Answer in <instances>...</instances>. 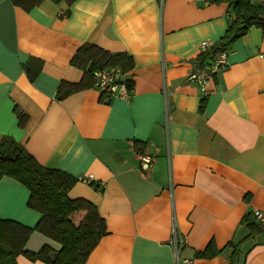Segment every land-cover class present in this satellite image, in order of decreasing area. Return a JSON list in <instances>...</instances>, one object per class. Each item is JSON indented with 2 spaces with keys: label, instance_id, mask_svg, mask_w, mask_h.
Returning <instances> with one entry per match:
<instances>
[{
  "label": "crops",
  "instance_id": "crops-1",
  "mask_svg": "<svg viewBox=\"0 0 264 264\" xmlns=\"http://www.w3.org/2000/svg\"><path fill=\"white\" fill-rule=\"evenodd\" d=\"M229 9L210 0H42L25 10L0 0V140L74 179L94 176L67 193L105 223L84 264H229L235 244L237 264H264V223L253 215L264 213V33L251 26L232 42L205 92L187 78L200 42L225 32ZM84 43L129 57V98L104 100L72 64ZM60 82L80 86L57 98ZM141 154L152 157L146 171ZM26 189L0 177V218L32 228L40 213ZM248 213L262 224L253 238ZM173 231L183 241L178 262ZM45 244L59 247L36 230L25 241L33 252ZM15 264L46 263L19 255Z\"/></svg>",
  "mask_w": 264,
  "mask_h": 264
},
{
  "label": "trees",
  "instance_id": "trees-1",
  "mask_svg": "<svg viewBox=\"0 0 264 264\" xmlns=\"http://www.w3.org/2000/svg\"><path fill=\"white\" fill-rule=\"evenodd\" d=\"M12 4L28 10L42 0H10ZM65 1L70 4L73 0ZM225 2L230 7L233 18L225 32L209 49L200 52L198 64L212 59L215 51H226L228 46L251 26L264 33V5L251 0H210ZM72 64L80 67L85 76L91 77L92 71L100 67L117 66L126 72L129 57L122 53H110L90 43L81 45L74 55ZM80 83L60 82L57 98L78 89ZM128 87L130 82L128 80ZM19 124L24 114L18 113ZM25 148L6 136L0 140V177L8 176L23 184L29 191L27 206L38 211L40 218L34 227H27L17 221L0 218V264H15L19 255L30 260H41L46 264H84L88 253L105 234L104 220L95 205L83 198H70L67 193L75 179L59 169L47 168L37 163ZM250 213L243 217L248 224L249 237L253 238L263 231L262 224L251 220ZM49 237L59 244L57 249L43 245L38 251L25 247L31 231ZM236 245L232 247L229 264H237L239 253Z\"/></svg>",
  "mask_w": 264,
  "mask_h": 264
},
{
  "label": "built area",
  "instance_id": "built-area-1",
  "mask_svg": "<svg viewBox=\"0 0 264 264\" xmlns=\"http://www.w3.org/2000/svg\"><path fill=\"white\" fill-rule=\"evenodd\" d=\"M163 0H159L162 3ZM203 3H208L209 0H201ZM259 3L264 5V0H257ZM212 42L209 40H202L199 44L200 52H204L212 46ZM227 51H215L212 59L209 62L203 63L195 68H193L188 77L191 81L195 82L199 88L205 92L207 89V82L212 75L218 73L226 67L227 63ZM92 83L95 88H97L102 95L104 100H109L112 98H122L127 99L131 96L130 89L128 87V76L127 73L122 71L117 66L110 67H100L92 71ZM152 157L149 154H141L138 158L140 161V171H146L152 164ZM75 180L83 183L91 184L94 180L92 174H82L78 175ZM255 220L264 223V213L258 210L253 211ZM175 232L173 231V236L171 239V245L174 250L176 261H179L178 249L183 243V241L178 240L175 237ZM184 263L189 264L190 260L184 259Z\"/></svg>",
  "mask_w": 264,
  "mask_h": 264
}]
</instances>
